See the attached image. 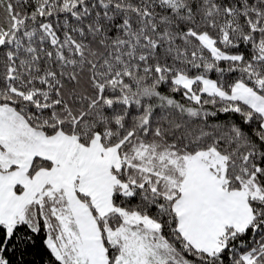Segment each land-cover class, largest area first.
Masks as SVG:
<instances>
[{"label": "snow or ice", "instance_id": "snow-or-ice-1", "mask_svg": "<svg viewBox=\"0 0 264 264\" xmlns=\"http://www.w3.org/2000/svg\"><path fill=\"white\" fill-rule=\"evenodd\" d=\"M0 264H264V0H0Z\"/></svg>", "mask_w": 264, "mask_h": 264}]
</instances>
